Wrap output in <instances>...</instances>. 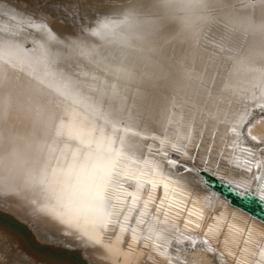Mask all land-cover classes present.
Wrapping results in <instances>:
<instances>
[{
    "label": "bare ground",
    "instance_id": "obj_1",
    "mask_svg": "<svg viewBox=\"0 0 264 264\" xmlns=\"http://www.w3.org/2000/svg\"><path fill=\"white\" fill-rule=\"evenodd\" d=\"M86 1L0 0V214L87 264L129 235L160 245L137 264H234L225 225L264 222L200 169L264 171V0ZM30 251L0 225V264L50 263Z\"/></svg>",
    "mask_w": 264,
    "mask_h": 264
},
{
    "label": "snow or ice",
    "instance_id": "obj_2",
    "mask_svg": "<svg viewBox=\"0 0 264 264\" xmlns=\"http://www.w3.org/2000/svg\"><path fill=\"white\" fill-rule=\"evenodd\" d=\"M191 160L195 163V156L191 157ZM205 163H207V161H205ZM244 164L248 163L245 162ZM254 167L257 169L260 168L259 164H257L249 167L247 170L252 172ZM200 171L206 178L205 184L208 187L224 190L229 202L238 203L242 208H249L250 205L256 206L262 213L260 219L264 221V180H262L264 171L259 172L254 178L258 184L256 188L242 187L230 181H225L223 177L217 176L216 173L209 171L207 167L201 168ZM159 187L162 188L163 195L169 190L167 184H161ZM178 190L182 191L179 185H177V191ZM169 199H175V196H170ZM182 203V201H177V207L179 208ZM195 214L196 213L191 210L188 212V215ZM195 226L198 228L200 225L197 224ZM185 227H187V223ZM225 228L227 229V235L224 240L225 246L231 241L236 246L237 250L232 251L226 247L224 253H216L213 249L209 248L212 254L218 257L227 254L233 259L234 264H264V228L257 231L254 227L248 225L237 227L235 224H226ZM212 231V227L209 226L207 232L212 233ZM219 235L220 232L218 231L217 236ZM185 240L189 243L193 242L191 236L185 237ZM204 242L207 243V241ZM141 247L150 249L151 247L159 248L160 245L152 243L148 236L138 238L135 235H129L124 248L122 250H117L118 258L122 264H137V251ZM249 257L251 259H249ZM139 264H155V261L151 255H146L144 261L139 262ZM164 264H169V262L165 260Z\"/></svg>",
    "mask_w": 264,
    "mask_h": 264
},
{
    "label": "water",
    "instance_id": "obj_3",
    "mask_svg": "<svg viewBox=\"0 0 264 264\" xmlns=\"http://www.w3.org/2000/svg\"><path fill=\"white\" fill-rule=\"evenodd\" d=\"M212 189L226 197V192L224 190H218L217 188ZM231 204L249 213L251 216L261 220L260 217L262 213L256 206L250 205L249 208H242L238 203ZM0 225L6 229H9L10 231H14V233L19 237V243L24 244L29 251L31 250L30 253L40 260H45L48 263L50 262L49 264H87L86 260L76 249L72 250L63 247H53L51 245H41L37 243L31 236V233L25 224L18 220H14L10 217H7L6 215L0 214Z\"/></svg>",
    "mask_w": 264,
    "mask_h": 264
},
{
    "label": "rangeland",
    "instance_id": "obj_4",
    "mask_svg": "<svg viewBox=\"0 0 264 264\" xmlns=\"http://www.w3.org/2000/svg\"><path fill=\"white\" fill-rule=\"evenodd\" d=\"M16 1H18V0H16ZM19 1H20V0H19ZM100 1H101V0H100ZM100 1H98V0H89V2H90V6H88L87 9L85 8V10H84V9H82L83 7H82V8L80 7V8L83 10V12H85V11H86V12H89L90 10H91V11L94 10V9L96 10V8H99V7H101V6H105V5H108V4H110V3L113 4V1L111 2V0H102L103 3L100 2ZM105 1H106V2H105ZM56 2H57V3H60V4H62V2H63V7H64V9L67 8V7H65V6H67V3H66V2H64V1H62V2H61V1H56ZM56 2H55V3H56ZM73 2L75 3V1H73ZM86 2L88 3V0H87ZM55 3H54V4H55ZM94 3H96V4H94ZM105 3H106V4H105ZM97 4H99V5H97ZM102 4H103V5H102ZM82 5H85V6H86L87 4H86V3H82ZM94 5H96V6H94ZM71 7H72V9H73V8H75V9H78V8H79L78 6H76V5H74V4L69 5V8H70V9H71ZM88 8H89V10H88ZM46 10H47V8H46ZM47 11H48V10H47ZM48 13H50V12L48 11ZM61 17H63V16H61ZM61 17H59L58 19L65 20V21H68V18L71 19V20L74 19V21L76 20V17L74 18V17H72V16H70L71 18H70L69 16H67V17H63V19H62ZM65 18H66V19H65ZM71 20H69V21H71ZM27 46H29V45H27ZM30 48H31V47L29 46V48H28L27 50H29ZM32 71H33V72H32ZM0 72H1V71H0ZM32 73H33V74H32ZM34 73H35V71H34V70H31V75H32V76L34 75ZM2 74H3V73H2ZM2 74H1V75H2Z\"/></svg>",
    "mask_w": 264,
    "mask_h": 264
}]
</instances>
